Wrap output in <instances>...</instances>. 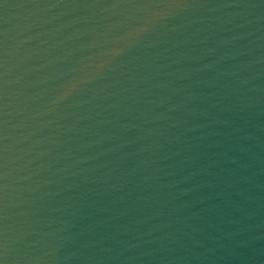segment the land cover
Returning a JSON list of instances; mask_svg holds the SVG:
<instances>
[{"label": "water", "instance_id": "95a60500", "mask_svg": "<svg viewBox=\"0 0 264 264\" xmlns=\"http://www.w3.org/2000/svg\"><path fill=\"white\" fill-rule=\"evenodd\" d=\"M0 264H264V0H0Z\"/></svg>", "mask_w": 264, "mask_h": 264}]
</instances>
